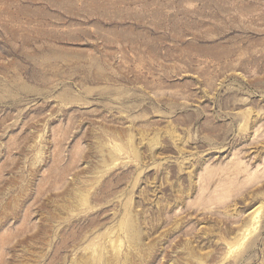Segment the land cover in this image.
<instances>
[{
	"label": "rangeland",
	"instance_id": "374dc122",
	"mask_svg": "<svg viewBox=\"0 0 264 264\" xmlns=\"http://www.w3.org/2000/svg\"><path fill=\"white\" fill-rule=\"evenodd\" d=\"M0 264H264V0H0Z\"/></svg>",
	"mask_w": 264,
	"mask_h": 264
}]
</instances>
